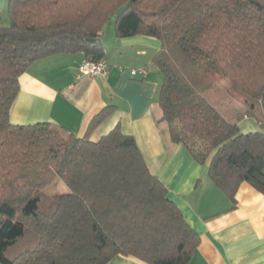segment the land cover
I'll return each instance as SVG.
<instances>
[{
	"label": "trees",
	"instance_id": "16d2710c",
	"mask_svg": "<svg viewBox=\"0 0 264 264\" xmlns=\"http://www.w3.org/2000/svg\"><path fill=\"white\" fill-rule=\"evenodd\" d=\"M7 13L9 24L0 25V264H107L118 255L188 264L199 243L119 126L92 141L47 122L9 120L18 76L32 62L78 52L103 59L109 21L118 37L159 41L153 63L171 141L206 165L230 199L243 182L264 193V0H7ZM217 77L244 107L236 122L203 94ZM244 116L256 130L241 131ZM57 178L70 191L45 214L36 192Z\"/></svg>",
	"mask_w": 264,
	"mask_h": 264
},
{
	"label": "crops",
	"instance_id": "0c3cea01",
	"mask_svg": "<svg viewBox=\"0 0 264 264\" xmlns=\"http://www.w3.org/2000/svg\"><path fill=\"white\" fill-rule=\"evenodd\" d=\"M110 30L101 34L106 76L81 74L85 56L80 52L37 59L18 76L10 122H47L92 141L119 126L133 136L150 173L198 234L188 264H264V193L243 182L230 199L210 179L206 165L197 163L182 143L171 141L159 105L162 74L153 63L159 41L146 35L118 37L113 26ZM141 67L147 70L144 77L131 76V69ZM108 106L111 112L88 130ZM249 119L238 121L241 131L257 129ZM107 264L146 263L118 255Z\"/></svg>",
	"mask_w": 264,
	"mask_h": 264
},
{
	"label": "rangeland",
	"instance_id": "374dc122",
	"mask_svg": "<svg viewBox=\"0 0 264 264\" xmlns=\"http://www.w3.org/2000/svg\"><path fill=\"white\" fill-rule=\"evenodd\" d=\"M1 5L2 0H0V25L6 26L9 24L7 5L6 3H3V6ZM112 26L113 24L111 21L107 22L103 31L105 33L111 31L110 29ZM228 86L229 83L225 78L217 77V79H214L212 87L207 89L203 94L224 118L230 122H236L237 118L243 114L244 107L241 103L230 96ZM247 121L251 123L254 119L250 118ZM243 130L242 127V131ZM69 191V187L60 178H57L51 186L38 190L36 193L39 198L37 205L39 206V210L45 214H50L55 208V197Z\"/></svg>",
	"mask_w": 264,
	"mask_h": 264
},
{
	"label": "built area",
	"instance_id": "2783aa9c",
	"mask_svg": "<svg viewBox=\"0 0 264 264\" xmlns=\"http://www.w3.org/2000/svg\"><path fill=\"white\" fill-rule=\"evenodd\" d=\"M79 72L88 76H106L109 73V67L103 59H84L78 68ZM147 73L146 68H133L130 70L131 76L144 77Z\"/></svg>",
	"mask_w": 264,
	"mask_h": 264
},
{
	"label": "water",
	"instance_id": "95a60500",
	"mask_svg": "<svg viewBox=\"0 0 264 264\" xmlns=\"http://www.w3.org/2000/svg\"><path fill=\"white\" fill-rule=\"evenodd\" d=\"M3 3H4V0H2V5L1 6H3ZM114 19V17H112V20Z\"/></svg>",
	"mask_w": 264,
	"mask_h": 264
}]
</instances>
